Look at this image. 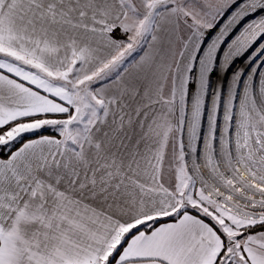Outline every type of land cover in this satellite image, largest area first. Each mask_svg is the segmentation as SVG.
Segmentation results:
<instances>
[{"label": "snow or ice", "instance_id": "1", "mask_svg": "<svg viewBox=\"0 0 264 264\" xmlns=\"http://www.w3.org/2000/svg\"><path fill=\"white\" fill-rule=\"evenodd\" d=\"M0 264H264V0H0Z\"/></svg>", "mask_w": 264, "mask_h": 264}]
</instances>
